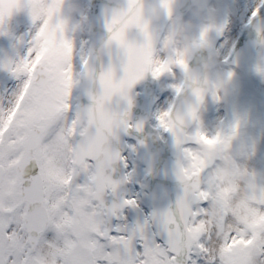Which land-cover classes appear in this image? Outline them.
Here are the masks:
<instances>
[{
    "label": "snow or ice",
    "instance_id": "6c2138e0",
    "mask_svg": "<svg viewBox=\"0 0 264 264\" xmlns=\"http://www.w3.org/2000/svg\"><path fill=\"white\" fill-rule=\"evenodd\" d=\"M144 3L126 0V17L112 9L99 46L103 47L101 41L106 36L114 51L104 56L106 61L90 51L78 67L76 38L70 34L68 21L57 18L64 0H0V34L24 7L31 10L29 16L37 25L27 56L5 65L22 78V86L7 104L0 96V264H151L153 255L161 253H166L165 264L264 262V175L249 166L257 151L255 143L242 153L247 164L242 169L246 176L242 188L251 197L254 213L242 221L226 209L223 224L236 223L233 230L225 234L212 213L224 199L222 188L204 183L203 195L190 211L185 210V189L179 187L175 200L166 206L154 207L134 222L128 218L127 210L139 209L140 201L120 192L131 173L119 179L116 173L118 164L127 167L120 147L122 136L131 135L133 129L144 130V121L132 118L134 86L149 74L156 79L166 73L175 76L177 70L180 76L193 75L190 57L157 52L153 25L137 24ZM159 8L169 18L175 14L174 0H160ZM218 31L222 33L223 26ZM208 33L205 28L199 39L211 48ZM138 49L148 54L142 70L135 65ZM258 70L264 74V66ZM234 76L235 71L227 72L229 80ZM84 79H98L100 87H87V103L75 104L74 90ZM170 87L175 90V101L188 92L179 80ZM46 88L55 91L54 109L43 95ZM194 95L197 103L183 114L178 113L173 100L157 115L156 127L171 133L182 153L175 178L183 181L186 173L195 170V157L208 153L221 155L203 168L202 180L209 179L224 156L235 160L233 167L240 170L241 159L233 153L232 141L240 135L241 121L237 119L228 134L219 131L213 136L198 123L199 104L205 102L207 89L197 87ZM214 98L222 100L219 95ZM94 112L102 114L94 130L118 141L113 149L115 167H105L102 182L96 174L104 158L87 147L84 137V121ZM139 143L147 146L146 140ZM129 147L136 150V145ZM70 148L87 149L86 170L69 158ZM152 166L150 163L149 168ZM89 187L100 188L103 201L89 203L85 194ZM157 191L167 198L166 188ZM201 225L203 229L195 234L193 229Z\"/></svg>",
    "mask_w": 264,
    "mask_h": 264
},
{
    "label": "rangeland",
    "instance_id": "374dc122",
    "mask_svg": "<svg viewBox=\"0 0 264 264\" xmlns=\"http://www.w3.org/2000/svg\"><path fill=\"white\" fill-rule=\"evenodd\" d=\"M66 0H64V5ZM215 4H218L219 0H215ZM250 0H243L241 10H244V7L247 3H249ZM77 5L73 6V10L76 8L77 13L70 17L66 18L63 17V14H57L58 19L59 18H66L68 21L70 29L73 28V31L76 32V25L77 23L80 24L81 18L84 16V5H87L86 0H77ZM71 7V6H70ZM214 5L211 6L213 9ZM31 10L28 8L25 11V16H29V12ZM75 11V10H74ZM192 12L191 16L186 19L184 22L181 23H172L170 25L171 30L166 34L164 37L163 43L159 49V53L164 54L165 56L169 54H176V53H183L189 57V55L192 52V49L194 48V44L197 41L201 40L199 39L200 33L206 28V27H198L197 29L193 28L194 26V17H197V14ZM215 12L212 11V13L209 14V16L213 17L216 16L214 14ZM83 14V15H82ZM193 14V15H192ZM25 18H22V20ZM27 19V18H26ZM185 23V24H184ZM37 28V25L33 23L32 27ZM86 26V37L88 39L89 37V23L88 20L85 22ZM222 26L221 19L213 20V18L209 19V41L211 43V52H212V60L214 61L212 65V85H211V93L207 97V102L200 113L199 121L198 123L210 134L215 136V134L219 131V128L217 127V121L213 119L216 117L214 113L212 112L214 110V102H217L215 100L214 96L223 94L225 96V92L229 91L230 86L232 84L234 87H236V80L238 79L239 72H235V76L232 80H229L227 78V72L231 69H228L226 65H224L223 60L228 56L227 52L229 49H232L233 44L231 41H229V34H224L218 31V28ZM22 27V25H21ZM178 32V33H177ZM226 35V36H224ZM228 48V49H227ZM264 59V55L263 58ZM264 61V60H262ZM252 68V67H250ZM252 77L255 73V69L251 70ZM243 74V73H242ZM241 74V75H242ZM181 73L179 70H177V75H172L170 73H166L164 76H161L158 79L159 82V97L156 103V106L154 108L153 112V124L156 126L159 121L157 120V115L164 111L169 107L171 102L173 101V98L175 96V90L170 87L173 83H177L178 80L182 81V76H180ZM241 77V76H240ZM244 78V74H243ZM247 79V78H244ZM243 79V82H244ZM253 79H256L255 82L257 84H264V74H262V79L257 76L253 77ZM252 81V79H250ZM242 84L238 85V88H241ZM226 88V89H225ZM258 90H264V87L259 88L256 86ZM243 93V91H242ZM245 94L243 93V97ZM47 102H56L55 99H46ZM230 108H236L237 106L233 104L232 102H229ZM211 116H214L213 118ZM212 119V120H211ZM210 120V121H209ZM230 128V124H229ZM232 129V127L230 128ZM229 129V130H230ZM161 132H163L162 129H160ZM194 130V128H193ZM253 131V127L249 130L250 134ZM231 132V130H230ZM225 134H228V131L224 132ZM246 134L244 131H240V135L236 137L232 141V150L233 153L240 157L241 159V165L240 170L234 169V164L236 163L235 160L231 159L228 156L221 157L223 159V163L219 164L215 171L211 174L208 180L205 181L204 184H207L209 187H220L222 188L223 193V201L219 203L217 206H215L212 210L213 216L220 221L222 224V230L226 234L228 231L233 230L236 228V223L230 222L226 225L223 224V219L225 215V210L230 209L239 220L246 221L248 220L249 216L254 213V209L251 206V197L249 196L248 192L242 188V184L246 180V176L243 175L242 169L247 167V164L244 162V157L242 156L243 152L250 151L251 146L253 143L256 144V154L252 158L251 161H249L250 168L254 169L258 173L264 175V135L262 134H254L249 137L250 141H247L248 138H245ZM209 143L215 144L216 141L209 140ZM131 145H134L131 143ZM138 153L139 150L136 147V150H133L132 147L129 148L127 153V159H128V169L129 173H131V190L129 197H134L137 200L140 201V208H130L128 210V218L129 220L137 219L145 213H149V207L147 204V193L144 189L143 184V178L146 174V170L140 165L138 161ZM220 153H208L204 156L197 155L193 161V167L195 168L194 171L188 172V174H191L195 171H202L203 168L207 167L209 164H213L216 162L217 158L220 157ZM198 162V165H197ZM203 195V191L200 192V198ZM259 222V221H255ZM209 229L212 227V221L209 222L208 225ZM203 229V225H201L198 228L193 229L195 234H198ZM166 257V253H163ZM154 256V255H153ZM155 257V256H154ZM152 263V260H151ZM157 264V262H154ZM158 264H165L164 259L160 260ZM264 264V262H262Z\"/></svg>",
    "mask_w": 264,
    "mask_h": 264
},
{
    "label": "water",
    "instance_id": "95a60500",
    "mask_svg": "<svg viewBox=\"0 0 264 264\" xmlns=\"http://www.w3.org/2000/svg\"><path fill=\"white\" fill-rule=\"evenodd\" d=\"M181 15V13H179ZM105 34V33H104ZM106 37V36H105ZM103 37V38H105ZM136 67H139L140 65L135 64ZM193 67V75L191 78L188 77L187 83L185 88L188 89V92L183 94L182 98L177 104V111L180 114H183L187 109L191 108L193 105L197 103L194 92L197 87H202L204 78H205V69L199 68L197 66V70L195 68V65H192ZM205 68H206V74L208 73L207 64L205 62ZM143 68H140L141 70ZM153 84H156L152 80ZM150 91V89L148 90ZM146 97L141 100L140 104V110L144 112L147 115V112L149 111L148 105L145 104ZM145 115V116H146ZM144 121V125L147 126L148 123H146V120ZM124 134L123 136H125ZM132 135V132H131ZM171 146L169 148H163L161 149V152L159 153L158 149H152L150 150V156L148 153H145V147L144 153L142 154V162L146 164L149 168L150 163L153 165L149 168L150 174L147 178V182L149 183V191L151 193V205L154 207H163L166 206L171 201V186L177 185V180H174V175L172 177L171 171L176 169V162L181 158L179 152L177 151L175 138H170ZM154 180L159 184V188L163 187L167 189V198L160 197L156 192V183H154ZM121 195L123 196V190L121 186ZM104 198L101 199L103 201ZM196 201V198L193 197V200L191 198L186 197L185 201V210L190 211L191 204Z\"/></svg>",
    "mask_w": 264,
    "mask_h": 264
}]
</instances>
